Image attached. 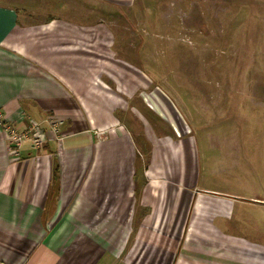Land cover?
<instances>
[{
    "label": "crops",
    "instance_id": "obj_1",
    "mask_svg": "<svg viewBox=\"0 0 264 264\" xmlns=\"http://www.w3.org/2000/svg\"><path fill=\"white\" fill-rule=\"evenodd\" d=\"M94 14L73 0H0V264H125L131 236L163 241L168 264H264V244L214 225L264 203L195 190L193 140L126 117L148 87ZM30 123L46 145L11 151L6 128Z\"/></svg>",
    "mask_w": 264,
    "mask_h": 264
},
{
    "label": "rangeland",
    "instance_id": "obj_2",
    "mask_svg": "<svg viewBox=\"0 0 264 264\" xmlns=\"http://www.w3.org/2000/svg\"><path fill=\"white\" fill-rule=\"evenodd\" d=\"M73 4L110 24L121 56L142 71L148 88L139 90L134 101L139 112L126 117L144 118L157 134L171 139L193 140L195 190L232 203H264V0ZM140 125H134L136 133ZM214 225L264 244L261 209L253 212L237 204L232 217ZM166 248L163 241L131 236L122 259L125 264H168Z\"/></svg>",
    "mask_w": 264,
    "mask_h": 264
},
{
    "label": "built area",
    "instance_id": "obj_3",
    "mask_svg": "<svg viewBox=\"0 0 264 264\" xmlns=\"http://www.w3.org/2000/svg\"><path fill=\"white\" fill-rule=\"evenodd\" d=\"M61 125L62 122L60 120H50L47 132L48 135H51L53 138L61 137ZM6 129L9 134V145L11 151H17L22 143L29 140L37 148H42L46 145V131L43 132L41 126L37 123H30L25 128L13 126L7 127Z\"/></svg>",
    "mask_w": 264,
    "mask_h": 264
}]
</instances>
